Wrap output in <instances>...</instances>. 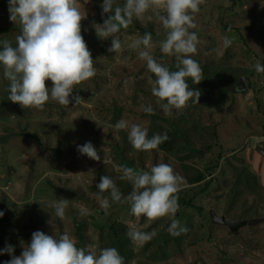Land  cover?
I'll use <instances>...</instances> for the list:
<instances>
[{
    "label": "rangeland",
    "instance_id": "1",
    "mask_svg": "<svg viewBox=\"0 0 264 264\" xmlns=\"http://www.w3.org/2000/svg\"><path fill=\"white\" fill-rule=\"evenodd\" d=\"M102 2L78 0L85 15L81 35L96 70L73 89L83 99L80 104L49 99L40 108L23 109L7 99L8 81L0 70V249L12 245L13 255L19 256L39 230L67 233L78 248L114 247L124 264H264V223L233 233L215 221L264 217V72L252 66L257 61L264 65V0H202L193 14L196 27L190 29L198 37L191 58L201 67V78L210 79L214 107L192 97L167 115L151 95L150 79L155 76L133 47L139 36L150 33L154 58L169 69L178 64L175 55L160 50L166 30L154 13L163 10H149L145 15H153L152 20L133 17L114 34L121 48L109 52L112 37L100 39L93 27L102 23ZM123 4L114 0V7ZM19 31V23L9 20L8 0H0V40L14 46ZM224 35L234 38L228 48L222 43ZM148 104L152 114L143 111ZM119 120L147 128L149 137L166 132L165 142L178 154L165 152L161 144L149 151L133 149L127 129L113 127ZM86 141L100 160L77 152L76 145ZM161 162L182 177L175 218L186 232H167L172 217L131 215L127 202L110 201L107 211L100 208V199L108 196L107 191L97 194L101 176L113 179L122 197L131 191L113 164L148 171ZM60 198L69 200L63 218H57L52 207ZM81 206L87 215L80 214ZM129 221L156 234L142 246L135 244L126 235ZM115 223L127 226L120 239L110 230ZM10 258L0 255V264Z\"/></svg>",
    "mask_w": 264,
    "mask_h": 264
},
{
    "label": "clouds",
    "instance_id": "2",
    "mask_svg": "<svg viewBox=\"0 0 264 264\" xmlns=\"http://www.w3.org/2000/svg\"><path fill=\"white\" fill-rule=\"evenodd\" d=\"M202 0H124L123 6H115L114 0H103L102 23L94 24L97 37H112L109 52L121 48L119 39L114 34L126 28L136 19H153V15L145 14L153 8H160L163 14L155 12V19L166 30V37L160 43L164 54L176 56V70L159 63L150 53L151 34L144 33L134 42L139 59L146 63L147 70L154 74L150 79L151 95L165 115L172 108L180 109L199 91L189 88L187 79L199 83L202 69L198 62L191 58L196 52L197 34L190 29L196 27L193 14L199 11ZM9 20L18 22L19 34L15 37V46L7 40H0V70L8 81V97L12 103L23 109L42 107L49 99L60 105L74 106L82 102V98L73 94V89L81 82L94 77L93 59L81 35L80 22L82 14L78 0H8ZM104 14H108L104 18ZM223 46L228 48L233 39L228 35L221 37ZM257 73L264 72V65L255 62ZM51 81L46 87L45 81ZM196 100V102H197ZM147 114L153 113L148 104L143 107ZM115 129H127V139L133 149L149 151L168 140L167 133L148 136V129L139 124L129 125L124 120L117 121ZM80 155L92 160H100L97 150L91 142L76 145ZM105 164V160L103 161ZM114 170L120 173L119 179L131 184V191L122 197L113 179L103 175L95 185L97 194L108 192V196L100 199V208L107 211L111 202H127L130 214L135 217L144 216L148 220L161 217H172L167 232L178 236L187 231L175 218L179 208L176 193L180 190L182 177L175 173L168 163H157L148 171L136 170L132 167L113 164ZM69 200L60 198L52 205L57 218H63ZM81 215H87V209L81 206ZM3 212H0V217ZM156 234L155 230H140L133 221L128 222L126 235L135 244L143 245ZM14 248L6 244L0 249V255L7 253L11 258L4 264H124L123 257L114 247L100 248L98 251L88 247H76L74 237L67 233L59 236L48 235L39 230L31 235L30 242L23 246L19 256L13 255Z\"/></svg>",
    "mask_w": 264,
    "mask_h": 264
},
{
    "label": "trees",
    "instance_id": "3",
    "mask_svg": "<svg viewBox=\"0 0 264 264\" xmlns=\"http://www.w3.org/2000/svg\"><path fill=\"white\" fill-rule=\"evenodd\" d=\"M15 46V45H14ZM170 70H176V66H172L170 68ZM202 80L199 82V83H193L192 80L189 78L187 79V83H188V86L189 88L193 89V90H197L199 91L200 95L198 97V100H197V97L196 96H193V99L197 100V103L198 104H201L203 106H208V107H214V103L212 102V98L211 96H209L208 94V89L211 88L210 87V79L208 76H205L204 78H201ZM206 87V90L204 89ZM162 146V150H164L165 152L167 153H172V154H178V149H172L170 148V144L169 142H164L161 144ZM186 146V145H184ZM204 176V175H202ZM201 176L198 177V179H200ZM84 228V225H80V226H77V233L79 235V238L82 239V235H81V231L82 229ZM110 230L113 234V236L115 238H118L120 239L121 236H123V232L127 230V226L123 225V224H120V223H115L113 224L111 227H110Z\"/></svg>",
    "mask_w": 264,
    "mask_h": 264
},
{
    "label": "water",
    "instance_id": "4",
    "mask_svg": "<svg viewBox=\"0 0 264 264\" xmlns=\"http://www.w3.org/2000/svg\"><path fill=\"white\" fill-rule=\"evenodd\" d=\"M242 87H244V83L240 82L238 84V89H242ZM262 155L264 156V151H261ZM215 221L217 223H221L224 225H227L230 229L231 232L235 233L237 232V230L240 227H245V226H256L260 223H264V217H259L255 220H251V221H242V220H232V219H224L221 217L216 218L215 217Z\"/></svg>",
    "mask_w": 264,
    "mask_h": 264
},
{
    "label": "bare ground",
    "instance_id": "5",
    "mask_svg": "<svg viewBox=\"0 0 264 264\" xmlns=\"http://www.w3.org/2000/svg\"><path fill=\"white\" fill-rule=\"evenodd\" d=\"M242 221H244V220H242Z\"/></svg>",
    "mask_w": 264,
    "mask_h": 264
}]
</instances>
